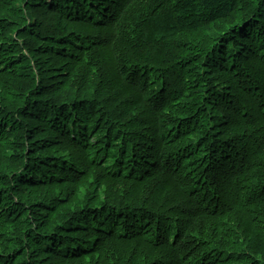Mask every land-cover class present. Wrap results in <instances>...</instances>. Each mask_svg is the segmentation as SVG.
I'll return each mask as SVG.
<instances>
[{"label":"trees","instance_id":"16d2710c","mask_svg":"<svg viewBox=\"0 0 264 264\" xmlns=\"http://www.w3.org/2000/svg\"><path fill=\"white\" fill-rule=\"evenodd\" d=\"M139 103L160 112L141 133ZM261 139L264 0H0V264H264V159L230 213L188 189L179 241L161 233L186 204L146 199L194 163L226 179L221 161L264 156Z\"/></svg>","mask_w":264,"mask_h":264},{"label":"rangeland","instance_id":"374dc122","mask_svg":"<svg viewBox=\"0 0 264 264\" xmlns=\"http://www.w3.org/2000/svg\"><path fill=\"white\" fill-rule=\"evenodd\" d=\"M208 32L210 33V31H208ZM127 52L128 51L122 52L120 55L124 58V56ZM118 63L122 64V63H124V60L120 57V60H118L117 62L114 63L115 66H118ZM127 63H128V61H127ZM120 73L121 72L116 73V80L117 81L121 77ZM110 86H112V84H110ZM142 89H143L142 92L148 91L145 88H142ZM136 96H137V93L134 90H132L131 100L136 101ZM147 108H151V107H149L147 104L139 103L137 106L134 107V112H135L134 115H132L131 111L128 110V113H127L128 117H126L125 120L126 121L129 120V116L135 117V120L132 123L134 126L133 127L134 131H137L140 133L143 132L144 125L147 129L153 127V124H152L153 117L156 116L157 113L160 114V112H156L153 109L150 112L149 110H147ZM219 116H220L219 113H214V118H213L212 122L214 123L216 120H218ZM100 118H101V122L105 123V125L103 126V130H105L104 128H106L105 126L107 125L105 118L103 115ZM222 119L223 120L219 121V123L215 124V126H221L222 124H225V119L223 116H222ZM254 121H255L254 119L251 120V122H254ZM101 126L102 125L100 124L98 127H101ZM160 126L163 128V131L168 132L167 126L162 121L160 123ZM227 126L228 125H225V128ZM259 126H260V124H259ZM256 142L257 141H255V143ZM240 143L243 146H245L247 142H246V140L242 139ZM262 144H264L263 139H261L258 142V146L262 147ZM250 146L253 149L254 155L245 156L243 158V154L246 152L245 150H243V151H239L240 155L232 154L231 158L226 159L225 162L221 161V163H223V164H225L226 162H229V164L230 163L234 164L233 169H231L229 167L227 169H225V171L227 172L226 179H216L213 176L211 164L209 162L204 161V162H200L198 164H196V163L192 164V165H194L193 168L188 172L187 176L184 178L182 183L179 184V188L176 184H172L171 186H169L168 188H166L164 190H159L157 193H159V192H162V193L159 195H156V197L160 198V200L155 198L154 195H146L147 203L150 204L151 206H153L152 208H156V209H160L166 203V197H167L169 192L175 193V195L177 196V201L184 202L186 204V206L183 207L184 214L178 210H174L173 213L171 215H169L170 217L167 220L166 225L164 227V229L166 228L167 230L163 229V231L161 233L163 238H168L169 237L168 232L170 231V233L173 232V234L169 238H171L173 241H179V235H177L176 232L174 233V229H176L179 225L183 224L184 221H182L181 218L186 216L189 206L192 205V203H191L192 197H191L190 192H188V189L189 190L193 189L194 191L199 192V195L197 198H199L202 201L204 200V202H207L208 200L213 201L214 208L218 207L219 203H222L221 205H219L218 208H220V210L226 211V213H230L236 209H240L238 207L231 206L230 205V199H235V200H238L239 202L243 203L245 196H246L245 192L247 191V186L244 184H237L236 180L239 177H244L241 174L245 173V171H247L250 168V166H251L250 161L253 158H255L257 160L264 159V156H261V155L257 156L258 152H256V145L255 144L250 145ZM262 152H264V150H262ZM233 159L235 161H233ZM203 174L209 175L211 183L209 181H206L205 179L201 178L203 176ZM188 176L191 177L190 182L188 180ZM215 179H216V181H215ZM217 180H218V182H217ZM212 182H214V184H212ZM221 185H224V187L222 188ZM233 186H235L236 189L232 190V193L226 194L225 192L230 190ZM153 189H154V187L152 186L150 188V190H153ZM194 201L198 202L196 198L194 199ZM215 215H217V214H214V216H212L211 220H216V217H218V216H215ZM176 216H177V220L175 221L173 219V217H176ZM227 219H230L233 222L240 223V224L250 221L248 216H242V215L229 216L225 220H227ZM194 223L195 222H193L192 225H194ZM253 228L256 231H258L256 233V235L258 237L264 238V229L262 231H259L255 228L254 225H253ZM194 229H195V225H194ZM252 240H254V237L250 234H246V236L243 237V241L246 244L248 242H251ZM243 241L241 238L239 239L238 243L233 242V240L231 238L225 239L223 246L226 248V253H225L224 257H235V255L237 253H239L242 250V248L245 246V243ZM217 255L222 256L223 254H217ZM153 261L157 262L156 257H154Z\"/></svg>","mask_w":264,"mask_h":264},{"label":"bare ground","instance_id":"6f19581e","mask_svg":"<svg viewBox=\"0 0 264 264\" xmlns=\"http://www.w3.org/2000/svg\"><path fill=\"white\" fill-rule=\"evenodd\" d=\"M148 150V149H147ZM171 234V233H170Z\"/></svg>","mask_w":264,"mask_h":264}]
</instances>
